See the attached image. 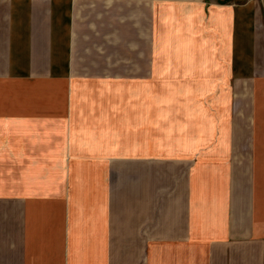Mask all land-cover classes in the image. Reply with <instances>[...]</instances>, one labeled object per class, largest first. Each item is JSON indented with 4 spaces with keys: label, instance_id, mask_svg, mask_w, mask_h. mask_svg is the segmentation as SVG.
<instances>
[{
    "label": "crops",
    "instance_id": "1",
    "mask_svg": "<svg viewBox=\"0 0 264 264\" xmlns=\"http://www.w3.org/2000/svg\"><path fill=\"white\" fill-rule=\"evenodd\" d=\"M262 64L264 0H0V264H264Z\"/></svg>",
    "mask_w": 264,
    "mask_h": 264
},
{
    "label": "rangeland",
    "instance_id": "2",
    "mask_svg": "<svg viewBox=\"0 0 264 264\" xmlns=\"http://www.w3.org/2000/svg\"><path fill=\"white\" fill-rule=\"evenodd\" d=\"M137 1V0H135ZM248 0H230V3H245ZM225 2V0H224ZM130 11V10H129ZM131 16L129 15V18ZM140 32H141V24L140 23H136L135 21H131L129 20V55H143L145 54V52L147 51V47L143 48L144 43L146 44V41H143L140 36ZM253 42V41H251ZM242 47L240 46L239 48H235L233 46V42L231 41L230 43V49L229 52L228 50L224 48V54L225 55H230V61H231V69L234 68V71H236L237 68V64L232 63L233 59H237L238 56H240L243 61H244V65H240L242 68V70L245 69V74H243L244 76L237 78L238 74L240 73H236L233 74L231 80L229 81H225L224 85H227L230 90L231 93L228 96V103L230 104H239V105H249L252 104V102H254V98L252 96V92H250V88L252 87V80H253V76H254V64L252 63L253 60V56L255 54V48L253 47V43H248L247 45L243 46V49H241ZM223 49V48H222ZM221 47L219 46L218 48H215V52H217L219 55H221L223 53ZM145 51V52H144ZM257 67H260V64H257ZM262 68L264 69V64H262ZM246 79L250 80V81H246ZM250 87V88H249ZM130 88H135V89H140L141 88V82L140 81H135V82H130L129 81V89ZM233 89H235L236 91H233ZM239 89H241L240 91H243L241 93H243L242 95H236L237 91H239ZM240 93V94H241ZM215 98V97H214ZM136 100V98H135ZM252 132V131H251Z\"/></svg>",
    "mask_w": 264,
    "mask_h": 264
}]
</instances>
